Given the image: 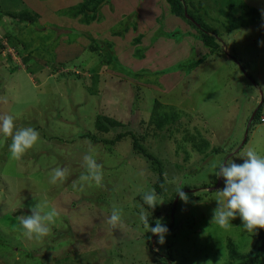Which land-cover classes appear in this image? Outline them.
<instances>
[{
  "label": "rangeland",
  "instance_id": "rangeland-1",
  "mask_svg": "<svg viewBox=\"0 0 264 264\" xmlns=\"http://www.w3.org/2000/svg\"><path fill=\"white\" fill-rule=\"evenodd\" d=\"M83 1L0 0V38L6 47L18 45L22 53L12 48L15 55L8 58V48L0 55V90L7 91H0V113L13 115L17 127L40 132L39 142L17 158L9 151L11 140H0V264H153V238L152 248L161 256L169 255L171 244L172 264H264V229L247 232L239 216L230 227L212 223L216 191L224 187V178L217 187L215 166L226 157L242 163L236 157L250 148L264 156V127L254 123L246 137L248 121L264 97V0H187L190 10L222 35L221 56L210 54L197 38V29L174 17L166 0H106L100 20L91 24L73 15L71 7ZM242 1L259 9L263 20L226 31L224 12L240 13ZM26 12L45 23L23 21ZM21 42L35 51L29 67L23 57L30 55ZM91 46L99 48L93 51ZM41 47L52 54L54 48L58 57L68 59L81 51L71 58L80 67L46 66L44 58L35 56ZM9 59L19 67L10 68ZM54 68L73 74L60 80ZM156 101L163 110L179 113V121L162 129L151 125ZM101 111L120 125L97 132L99 137L145 134L141 143L171 163L164 162L168 191L158 195L164 202L157 205L163 216L185 186L217 187L191 188L188 201L180 199L176 218L186 226L169 230L164 244L155 235L149 241L152 233L139 219L138 195L155 189L156 177L148 178L149 164L135 154L131 136L112 150L81 137L94 131V118ZM204 140L210 145L200 152L195 145ZM90 148L103 164L102 185L74 188L73 181L86 171L83 156ZM216 148L219 153L212 152ZM55 167H68L70 174L52 184ZM37 203L45 211L58 212L52 231L40 240L23 236L16 221L19 215L31 214ZM113 204L123 210L122 229L106 222ZM172 218L165 219L167 226Z\"/></svg>",
  "mask_w": 264,
  "mask_h": 264
},
{
  "label": "clouds",
  "instance_id": "clouds-1",
  "mask_svg": "<svg viewBox=\"0 0 264 264\" xmlns=\"http://www.w3.org/2000/svg\"><path fill=\"white\" fill-rule=\"evenodd\" d=\"M261 43L264 44V42ZM8 51L15 55L12 48ZM9 139L11 140L9 145L11 156L17 158L39 142L40 132L33 127H17L13 115L0 113V140ZM93 151L90 148L89 152L83 156V166L86 171L73 181L74 188L77 184L83 186L85 183L92 182L96 186L102 185L103 164L97 161ZM236 158L241 159L242 163H237L235 159H226L215 166L217 168L215 175L224 178V187L216 191L215 200L218 206L213 210L212 223L218 224L221 228L230 227L232 220L239 216L243 222V229L256 233L257 229H264V156L250 148ZM69 174L68 167H55L50 173V183L63 182ZM207 190L209 191L210 188ZM177 194L182 201H188L189 197L182 189L178 190ZM142 200L143 204L138 206L139 219L144 228L157 236L160 244H164L168 228L159 220L153 227L148 220L150 213L143 206L146 204L148 209L154 210L158 204L164 202L155 189L145 192ZM122 211V208L113 204L106 222L114 230L124 227ZM30 212L29 215L17 216V224L23 236L40 240L52 231L58 212L55 208L45 211L40 203L32 206Z\"/></svg>",
  "mask_w": 264,
  "mask_h": 264
},
{
  "label": "trees",
  "instance_id": "trees-1",
  "mask_svg": "<svg viewBox=\"0 0 264 264\" xmlns=\"http://www.w3.org/2000/svg\"><path fill=\"white\" fill-rule=\"evenodd\" d=\"M105 1L106 0H84L83 2L78 3L76 5L74 4L71 7V9H73V15H75L76 17L82 16L81 18H79L80 19L79 21L83 22L84 24H91L94 20H96V21L100 20V18L98 17V13L100 11V8H101L103 2H105ZM166 3L168 4L170 12L174 17L186 20L191 26H193L195 29H197V31H198L197 38L203 42L205 47H208L210 49V54L218 53L221 56L224 53V50H221V47H223L222 46L223 39H221L222 35L218 31L212 29L206 23H204L202 20V17L200 15L193 13L190 10V6H189V3L187 0H166ZM239 6L241 8V12L238 14H233V13L230 14L229 12H224V14L227 18V21L225 23L226 31L233 32L234 30H238V29L243 28L245 26H248L250 24L259 23L263 20L262 13L259 9L255 8V7H250L243 1L241 3H239ZM60 8H62V7H60ZM230 9L232 10V6H230L229 10ZM64 11H65V9L61 10V12H64ZM185 12H187V15L185 14ZM7 14L10 15L11 14L10 11L7 12ZM21 15H22L21 19L23 21L28 22V21L34 20L36 22H39V20H40L39 17L36 20V18H34V16H32V14L29 12H26V14H21ZM45 21H46V19H45ZM40 22L42 24L45 23L41 20H40ZM2 25H4V23L1 21V18H0V26H2ZM71 32L72 33L74 32L73 29ZM177 32L178 31H174L173 34H177ZM7 37L12 40V37L10 36V34H8ZM90 39L93 42V40H94L93 36H90ZM138 41H140L139 38L136 39V43H139ZM87 42L88 41H85L86 44H83V47L87 46ZM21 43H22L21 45H22L24 51L28 52L30 55L29 58H27L28 55L23 57V63L26 64L27 67H29L33 61L31 59V56H34L33 53L35 51H33V50L30 51L31 49H29V46L25 45L23 42H21ZM11 44L14 45V46H12V48H14L17 55L22 54L21 52H19L18 45H16L15 43H11ZM6 46H9V45L4 44L2 42V38H0V55L2 52H4V50L6 51L8 48H10V47H6ZM90 48H91V50L94 51V50H97L99 48V46L98 47L97 46H91ZM140 49L142 50L144 48H140ZM36 50H40L41 52L36 51L35 56L37 58H40V57L44 58L45 59L44 64L46 66L57 63V66H61L63 68L72 69L73 67H75V68L80 67V66H77L71 58L72 57L77 58L78 56H80L81 51H76L75 53H73L72 57L70 59H68L69 55H64L63 57H61L59 55V57H58V54L56 55L54 48H53V50H50V51H54L53 54L50 53L49 51H46V49L43 47H41V49L38 48ZM8 53L9 54H7L6 57L13 58L12 54L10 52H8ZM107 54H108L107 58L111 59L112 58L111 55L108 52H107ZM143 54H144V50L139 52L140 56H143ZM234 57L236 59V56H234ZM204 59H202V61ZM9 60L11 61L10 62V68H14V65H15V67L17 66V68L19 67L18 65H20V64H18V63L16 64L15 60H14L15 62L13 61V59L12 60L9 59ZM64 60H66V61H64ZM34 62H35V60H34ZM199 62H201V61L199 60ZM199 62L196 65H198ZM114 63L116 64V66L118 68H121L122 70H124V68L121 66V64H119V62L115 61ZM180 66H183V64L182 65L180 64ZM57 68L53 69V73H56V74L60 73V75H58L59 76L58 78L60 80H62V79L65 80L70 74H73L72 73L73 71H70V72L60 71V72H58ZM10 72L14 73V71H10ZM30 72H32V71H30ZM93 76H94L95 80L93 78L92 83H93V85H96V83H97L96 78L97 77H96V75H93ZM91 90H93V88H91ZM0 91H2L4 94H7V91L4 88H1ZM262 97H263V95H262ZM255 111H256V114H255L254 120L252 121L251 125L246 130L248 132L251 130L254 123L255 124L260 123L264 127L263 123L261 122V118L264 116V97L262 98L261 103H259V105H257V107L255 108L253 113ZM103 113L104 112L101 111V113L94 118V120H95L94 131L93 132H87L86 134L81 135V137H87L95 143H98V142L105 143V145L107 147H110L112 150L114 145L118 141H120L122 138L126 137L127 135L131 136V138L133 140V150H134L135 154L143 156V158H145L146 162L149 164L148 168H149L151 175L148 174V178H149V176L151 179H152V176L156 177V182L154 184V188H155L156 192L158 193V195L164 196V193L165 192L167 193V191H168V189L166 188L167 184H166V178H165V175H166V173H165L166 164L164 163V162H166V161H164L165 159H162L159 156H155L152 152H150V150L148 148H146L141 143L144 139H147V135H145V134L139 135L135 132L129 131V133L128 132L119 133L111 139H107L104 136L99 137L97 135V132L107 133L110 130L109 128L111 126L116 127V126L120 125V123L118 121L112 119V117L104 116ZM179 118H180L179 113L175 112L173 109L168 110V111L163 110L160 102L156 101L155 106H154V110H153V114H152V120L150 121V124L155 125L159 129H162L165 126L170 127L171 125L176 124L179 121ZM247 142H248V138L245 140L244 143L246 144ZM208 145H210L209 141L207 142L204 140L202 144H196L195 147L198 151L201 152L204 149L208 148ZM212 152L219 153L220 149L219 148L213 149ZM230 152L231 151L229 150L228 153H230ZM226 159H230V157L229 158L226 157ZM166 163H170V162L167 161ZM168 170H169V168H168ZM222 180H223V177H221V181ZM191 188H193V189L199 188V190L200 189L206 190V189H209L211 187H209L206 184H203L201 187H198V188L196 187V185L195 186H185L182 189V191L184 193H188L187 195L190 196L191 192H188V191H190ZM209 191H211V190H209ZM142 196L143 195H138L139 205L143 204ZM162 198H164V197H162ZM179 202H180L179 195H178L176 201L174 198L172 199V201L169 204L170 205V213L167 214L166 216H163L162 210H160L161 209L160 206H156V208L154 210H152V209H148V206L146 204H144L143 206H144L145 210L149 211V213H150L149 217H148L149 223L151 225L156 226V222L159 220L162 223H165L168 230H171V231L172 230L177 231L179 228L186 226V222H183V221H179V223L177 222L176 215H177ZM137 212L139 213V207L137 208ZM172 216H173V218H172ZM166 218H168L169 220L172 218V222L169 221L170 224L168 226H167L168 221H165ZM152 235L153 234L148 233L147 238L149 239V241H150ZM173 235H176V233H173ZM167 243H169V242H167ZM149 244L151 246L150 249H151L152 253L155 255V258L151 259L153 264H172V262H173V260H172L173 250L171 249V244L169 245V255L167 254V255H163V256H161L160 253H158L157 251H155L152 248V245H153L152 239H151V242H149ZM263 252H264V250H263ZM163 257L164 258L166 257V260ZM240 264H253V263H251V260H249V262H242Z\"/></svg>",
  "mask_w": 264,
  "mask_h": 264
},
{
  "label": "water",
  "instance_id": "water-1",
  "mask_svg": "<svg viewBox=\"0 0 264 264\" xmlns=\"http://www.w3.org/2000/svg\"><path fill=\"white\" fill-rule=\"evenodd\" d=\"M185 14L187 15V12H185ZM255 114H256V111L251 115V117H250V119H249V121H248V125H247V128L251 125V123H252V121L254 120V117H255ZM247 134H248V131H246V137H247ZM246 140V139H245ZM245 142V141H244ZM220 179H219V186H217V187H220V185H221V177H219ZM217 187H214V188H210V190H212V189H215V188H217ZM153 240H154V238H153Z\"/></svg>",
  "mask_w": 264,
  "mask_h": 264
},
{
  "label": "built area",
  "instance_id": "built-area-1",
  "mask_svg": "<svg viewBox=\"0 0 264 264\" xmlns=\"http://www.w3.org/2000/svg\"><path fill=\"white\" fill-rule=\"evenodd\" d=\"M261 122H262L263 125H264V116L261 118Z\"/></svg>",
  "mask_w": 264,
  "mask_h": 264
}]
</instances>
